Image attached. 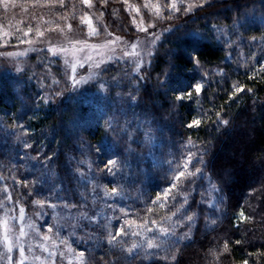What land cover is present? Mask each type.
Masks as SVG:
<instances>
[{
	"label": "trees",
	"instance_id": "obj_1",
	"mask_svg": "<svg viewBox=\"0 0 264 264\" xmlns=\"http://www.w3.org/2000/svg\"><path fill=\"white\" fill-rule=\"evenodd\" d=\"M95 2L98 4L94 3V8L104 13L110 28L120 30L127 37L134 33L131 18L122 4L116 0H108L107 4L103 0ZM68 4L73 10L79 8L76 3V7ZM257 4L264 7V0H212L210 5L191 13L178 12L169 24L160 22L172 31L163 33L147 67L139 75H121L129 85L122 91L136 96L131 110L144 120L151 117V130L157 137L153 144H144L139 133L133 136L137 142L117 135L109 127L105 110L95 109L87 102H72L81 91L79 86L69 84L66 95L60 93L46 103L45 99H39L26 74L0 77V127L7 123L6 130L18 131L16 137L7 135L8 138L0 133V204L6 207L7 213L20 214L23 208L24 218L36 219L35 232L43 231L47 217L59 209L77 212L80 217L81 212L88 216L95 214L97 222L93 223L100 225V229L107 226L116 231L119 223L129 224L136 228L133 231L140 232L145 230V224L148 228L176 225L177 216H172V212L187 195L188 205L178 215L190 209L188 214L194 219L192 229L185 235L187 223L172 227L179 239L163 250L143 252L136 248L129 253L127 250L138 241L137 236L128 234L118 237L119 243L109 244L105 235L91 228L83 230L92 222L82 217L81 228L76 230L69 245L83 254L82 264H243L244 260L249 264H264V70L238 64L234 67L227 60L226 47L189 34L204 22L233 25L241 14ZM261 30L264 26L255 25L247 38H257ZM197 59L199 64L195 63ZM121 66L111 65L101 72V77L105 74L116 77ZM3 71L0 67V72ZM138 76L143 79L138 81ZM161 80L169 81L177 90H187L195 83L202 84L203 88L201 93L192 92L191 98L186 96L179 101L176 100L179 92L165 94L166 89L158 87ZM236 87H244L246 91L233 95ZM126 100L130 102L129 98ZM217 113L229 120L227 127L212 122ZM88 114L91 120L85 124L81 118ZM197 118L202 120L200 127L184 126ZM161 133L163 140L158 137ZM106 136L114 144L113 151L126 157L130 165L120 181L122 190L114 198L103 195L105 189L110 192L115 186L109 183L113 179L111 175L98 170L105 157L97 158L95 151L88 147L98 145ZM189 138L207 153L204 157L209 161L206 178L213 180L223 196L218 210L207 206L206 178H194L190 187L185 181L176 201H170L165 208L149 203L169 184L168 176H163L161 171L146 176L149 170L155 171L148 152L155 147L160 152L169 145L173 156L183 163L189 151L196 152V148L185 147ZM25 142L32 147L25 148ZM81 173L90 182L81 179ZM33 181L37 182L33 184ZM91 183H96L97 188L91 190ZM9 194L11 203L7 199ZM82 197L87 198L83 207ZM36 200L42 201V205L35 204ZM53 204L56 207L50 206ZM64 204L77 207L66 208ZM238 208L249 219L237 221ZM102 211L107 212L106 220L98 216ZM216 211H220L218 216ZM166 216H171V220L161 221ZM152 220L157 224L153 225ZM22 242L12 245L9 251L0 233V264H20L21 245L24 264H37L29 254L34 250L33 245L26 244V239ZM41 256L44 257L42 253ZM165 256L176 259L165 260Z\"/></svg>",
	"mask_w": 264,
	"mask_h": 264
},
{
	"label": "rangeland",
	"instance_id": "obj_2",
	"mask_svg": "<svg viewBox=\"0 0 264 264\" xmlns=\"http://www.w3.org/2000/svg\"><path fill=\"white\" fill-rule=\"evenodd\" d=\"M116 1L122 4L131 18L134 26V33L131 36L127 37L120 30L117 32L110 28L107 20L105 21L104 13L101 15L102 12L99 8H94V3L98 4L95 0H91L93 5L91 8L85 6L81 0H65L63 8L59 6V0H8L10 6L7 11L3 10L2 2H0V67L4 70L3 73L0 72V77H4L5 74H26L27 81L33 85L32 88L36 90L35 92L38 94L39 99L43 98L47 103V99L58 97L60 93L63 94L62 96L66 95L69 84L74 86L73 82L68 78L74 65L77 78L83 76L85 79L84 82L75 85L79 86L81 91L75 97L76 99L72 98V102L77 100L87 102L95 109L101 108L105 110L108 124L115 117L116 120L120 121L121 125L124 124L125 120L132 121L134 127L136 122L144 119L140 115L137 116L131 110L135 101L130 100V103L126 100L129 98L130 92L122 91V89L126 85L129 87V85L127 84V80L123 79L121 75L131 76L132 74H141L142 70L147 67L158 43L161 41L162 35L165 32L164 29L168 27H163L160 25V22L169 24L170 21L174 20V16L178 12L173 14L171 20L157 19L154 15V8L144 9L142 7L149 0ZM69 2L73 7H76L77 4L79 6L78 10H73L68 4ZM166 2L167 0H151V3L157 5H163ZM187 3H200V0H185V5ZM177 4L180 6L179 0H177ZM69 8L70 12L68 11ZM134 8H140V12H135ZM196 9L200 8L193 10ZM161 11L165 16L168 15L167 10L164 8H161ZM82 17L84 18V22H82ZM133 18H135V23H133ZM237 20L240 21V26L236 24H207L204 22L203 26L191 30L189 34H196L193 36L226 47L228 49L227 60L235 65L234 67H237L238 64L239 66L242 65L241 67H247L248 69H252L251 67H253L255 70L260 71L261 65H264V30H261L260 36L255 39L247 38V34L252 31L255 25L264 26L263 5H254L244 15L241 14ZM69 25L71 26L70 28ZM149 25L154 26L149 27ZM137 26L146 28L147 32L138 30ZM92 29H95L99 35L90 34ZM39 33H43V35L41 36ZM153 33L159 35V39L155 43H152L154 39ZM117 36L120 37V41L112 43ZM133 44H136L135 51L140 52L142 55L145 49H150L152 52L151 56L144 55V59L148 62L144 64L139 72H136L133 66L136 57L124 55L125 51L132 53ZM61 47L68 49V51L53 56L52 52L57 51ZM6 53L23 54L7 56L5 55ZM88 57H91V60H88ZM65 60L69 61L67 65L65 64ZM96 62H101L100 68L93 66ZM80 63H83L84 66L80 67ZM115 63L122 65L120 73L116 77L106 74L101 77V72ZM179 95L187 96L184 93H180ZM150 119L151 117L148 116V121ZM113 123L115 124V121ZM6 125L8 124L6 123ZM6 125H1L0 127V133L5 138H8L7 135L14 136L18 133L15 130H6ZM152 134L154 140H157L154 131H152ZM158 137L160 140H163L162 133ZM141 138L143 139V137ZM157 149L155 147L151 152L160 160H173L177 158V156H173L169 145L163 147L160 152H157ZM150 161L152 160L150 159ZM152 167H154L155 171L149 170L150 172H147L146 176H151L154 172L161 171L163 176H168L166 182L170 183L173 171L169 170L167 164H153ZM206 183L207 206L218 210L223 196L219 191L212 188L213 180L206 178ZM91 184L93 185L90 186L91 190L98 186L96 183ZM112 197L114 198L115 196ZM5 208L4 205L0 208L2 210L0 214V218H2L0 233L5 248L9 249L12 245L16 246V244L23 243L22 241L26 239V244L28 242L30 245H33L34 250L29 254L34 257L37 264L83 263V256H81L80 250L77 247L69 245L71 244L69 241L76 235V230L81 228L79 224L82 219L77 212H75L76 214H72V212L60 211L59 209L54 213H50L47 217L48 223H46L44 230L35 232L33 228V222L36 223L35 218L23 217L21 220L20 214L16 212L12 215L11 212H8L6 216L4 210L7 209ZM106 213L105 211H102L100 214L98 212V216L106 220L108 217ZM215 214L218 216L220 211H216ZM6 220L8 227L12 228L13 234L5 241ZM96 220L95 222H97ZM193 222L194 219L190 225ZM190 225L186 224L188 230H186V234L192 229ZM172 227H176V225L151 228L153 229L151 232L141 230L138 232L139 235H135L138 237V241H135V244L139 245L137 248L143 252L163 250L172 242L177 241L179 237H176V235H163L159 229ZM21 228L24 229L26 235L19 238ZM88 228L94 230L95 233L99 232L102 236L105 235L107 239H109V232L115 233L114 228L104 226L100 229V225H94L93 222L92 224H87L83 230L86 231ZM133 229L136 228H128L130 236H133V232H137L133 231ZM153 236L156 237L157 242L163 243L159 249L149 250L147 249V241L153 238ZM44 237H47V239H44ZM41 253L44 256L43 258ZM50 253L51 255H49Z\"/></svg>",
	"mask_w": 264,
	"mask_h": 264
},
{
	"label": "snow or ice",
	"instance_id": "obj_3",
	"mask_svg": "<svg viewBox=\"0 0 264 264\" xmlns=\"http://www.w3.org/2000/svg\"><path fill=\"white\" fill-rule=\"evenodd\" d=\"M0 2H2L3 10L7 11L9 6H10L8 0H0ZM81 2L89 8H91L93 6L91 3V0H81ZM125 2H127V0H125ZM211 2H212V0H200V3H187L185 5V0H179L180 6H178L177 0H167V2L164 3L163 5L153 4V3H151V0H149V2L144 3L142 5V7L144 9H153L154 8L155 9L154 15L156 16L157 19L171 20L173 18V14L176 12L183 11L184 13H191L193 11V9L203 8L206 4L210 5ZM103 3L107 4L108 0H103ZM59 6L61 8H63L65 6V0H59ZM129 7L132 8L131 5H129ZM161 8H164L165 10H167V12H168L167 16H165L163 14V12L161 11ZM133 10L137 13L140 12V8H134ZM101 15H103V13H101ZM82 22H84L83 17H82ZM133 23H135V18H133ZM234 24H236L237 26H240V21L239 20L234 21ZM153 26L154 25H149V27H153ZM70 27L71 26L69 25V28ZM137 27H138V30L147 32L146 28H143L141 26H137ZM164 31L165 32L172 31V28L171 27L165 28ZM90 34L99 35V33L95 31V29H92ZM39 35L42 36L43 33H39ZM109 35H111V34L109 33ZM152 35L154 36L152 43H155V41L159 39V35H156L154 33ZM193 35H196V34H193ZM253 39H255V38H253ZM119 41H120V37L117 36L115 38V41H113L112 43H118ZM132 49H133L132 53H128L127 51H125L124 55L125 56L132 55L133 57H136V59L134 60L133 66H134V70L136 72H139L141 70V68H143L144 64L148 62L144 59V55L151 56L152 52L150 49H145L144 54L142 55L140 52L135 51L136 44L132 45ZM67 51H68V49L61 47L57 51H53L52 54H53V56H56L60 53L67 52ZM22 54L23 53H18V54L6 53L5 55L12 56V55H22ZM87 59L91 60V57H88ZM68 63H69V61L65 60V64L67 65ZM195 63L199 64V60L198 59L195 60ZM100 64H101V62H96V63H94L93 66L96 68H100ZM79 66L83 67L84 64L80 63ZM261 70H264V65H261ZM75 72H76V68L73 65L71 68V72L69 73L68 78L73 82L74 86L76 84L84 82V79H85L83 76L77 78V76L75 75ZM142 79H143V76L137 77L138 81L142 80ZM54 83H56V81H54ZM101 87H103V85H101ZM158 87L160 89H166L165 94H167L168 91L179 92V93H184L188 96V98H191L192 92H195L197 94L202 92L203 85L200 83H195V84H191L187 90H177V88H174L171 86L169 81L165 82V81L161 80V81H158ZM189 89H191L192 91H188ZM244 91H246V89L244 87H236L235 89H233V95H236L238 93H242ZM247 91H251V89H247ZM129 99L132 101H135L136 100L135 94L129 93ZM184 99H185V95H177L176 96V100L182 101ZM81 119L85 124H87L91 120V115H89V114L84 115V116H82ZM113 121H115V124L113 123ZM113 121H109V127L117 135H121L123 138H125L129 141L137 142V141L133 140V136L136 133H139L140 136L143 137L144 143H146V144H153L154 143V137H153V134L151 131V124L148 120L138 121L135 123L134 127H133V122L129 121V120H125L123 125H121L120 121L116 120L115 117H113ZM212 122L223 125L224 127H227L229 125V120L226 118H222L220 113H217L216 120L212 121ZM201 125H202V120L197 118V119L190 120L184 126L187 127L188 129H192V128H198ZM21 127H23V125H21ZM69 133H71V130H69ZM24 147L30 148V147H32V145L25 142ZM88 147L90 150L95 151L97 158H99L100 156L105 157L102 164L98 166V170L100 172L105 173V175H111V177H113V179L110 180L109 183L114 184L115 186L112 187L110 192L107 189H105L103 192V195L105 197L119 196V194L122 190L120 188V181H122L125 178V169L130 167L127 158L123 157L119 152L113 151L114 144L111 141V139L107 136L104 139H102L98 145H96V146L89 145ZM185 147H187L189 149L196 148V152L189 151L187 156L184 157L183 163H181L179 158H176L173 160H160V159L156 158L152 152L149 153V156L152 158V162L154 165L167 164L169 167V170L173 171L172 180L170 181L168 187L163 192L158 193L157 196L149 202L151 205L158 206L159 208H165L166 205H168V203L170 201H176V195L182 189V186L184 185L185 181L188 182V185L190 187L191 184L193 183L194 178H199V179H205L206 178L205 169L208 167V163H209V161H206L204 159L205 155H207L206 151L201 150L195 144H193L191 138L188 139L187 145ZM129 151H132V150L129 149ZM45 159L51 160L52 157H45ZM78 171H80V170L78 169ZM89 171L90 172L92 171L90 166H89ZM0 179H2V178H0ZM81 179L85 180L86 182H90L88 177L83 173H81ZM133 179H135V176H133ZM36 182L37 181H33V184H35ZM27 186L28 185L25 184V187H27ZM52 187L54 188L55 185H53ZM212 188L216 191L221 190L217 187V185L215 183L212 184ZM5 191H7V189H5ZM50 191H51V189H50ZM184 191H187V190L184 189ZM7 199H8V202L11 203V195L10 194L8 195ZM86 200H87L86 197H82L81 207L85 206L84 202H86ZM35 204L42 205V201L36 200ZM186 205H188L187 195H185L183 198V201L179 203V207H176L175 211L172 212V216H177L176 227H183L185 223L190 225L192 220H193V216L188 214L190 209L184 211L183 215H178L179 213H181L182 209H185ZM50 206L56 207V205H54V204L50 205ZM63 206L66 208L77 207L75 204H64ZM2 207H3V204H0V208H2ZM148 211L151 212L152 209L149 208ZM5 215L7 216V210H5ZM80 215L82 218L87 219L90 222H94L96 219L95 214L92 216H88L86 213L81 212ZM23 216H24V209L20 208V219L21 220L23 219ZM235 219L242 223L245 220L249 219V217L245 215V212L243 211V209L238 208L237 215H236ZM163 220H171V216L161 217V221H163ZM151 223L153 225H155V224H157V221L152 220ZM212 223L214 224L215 220H213ZM5 227H6V232H5L4 238L6 241L8 239V237L13 234V231H12L11 227H8L7 220L5 221ZM129 227H130L129 224H125L124 226H121L119 223H117L115 233L114 234L112 232L108 233V237H109L108 243L113 244V245L116 243H119L118 237H123L125 235H128V228ZM143 227L147 231H150V232L153 231V229L147 227V224H145ZM159 231L163 235L175 236V231L172 228H161V229H159ZM25 235H26V233L24 232V229L21 228L19 238H22ZM132 235H139V233L133 232ZM185 235H186V233H185ZM19 238H17V239H19ZM44 239H47V237H44ZM162 243L163 242H157L156 237L153 236V238H151L147 241V249H149V250L159 249L162 246ZM236 243H240V241H236ZM138 246H139L138 244L134 243L131 245V248H129L127 251L129 253H131L132 250L136 249ZM224 250L227 251V242H225V249ZM9 251H11V248H9ZM19 254H20V264H24V248L22 245L19 247ZM49 255H51V253ZM157 255H159V253H157ZM81 256H83L82 253H81ZM101 259H103V257H101ZM164 259L165 260H168V259L175 260L176 257L175 256H171V257L165 256ZM243 264H249L248 260H244Z\"/></svg>",
	"mask_w": 264,
	"mask_h": 264
}]
</instances>
